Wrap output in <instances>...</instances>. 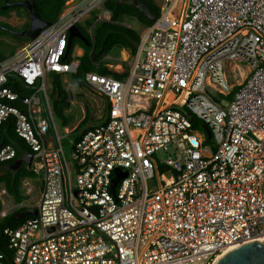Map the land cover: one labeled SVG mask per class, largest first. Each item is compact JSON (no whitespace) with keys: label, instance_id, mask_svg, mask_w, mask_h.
I'll return each mask as SVG.
<instances>
[{"label":"built area","instance_id":"1","mask_svg":"<svg viewBox=\"0 0 264 264\" xmlns=\"http://www.w3.org/2000/svg\"><path fill=\"white\" fill-rule=\"evenodd\" d=\"M104 2L65 1L56 21L0 61V124L13 121L34 152L29 169L42 174L35 204L0 189V217L36 209L3 229L0 264H212L264 237V0H184L172 21L163 0L125 77L84 75L106 111L95 125L63 128L76 132L67 157L47 78L76 71L68 30L96 8V22H110ZM16 153L1 146L0 163ZM116 168L125 175L111 190Z\"/></svg>","mask_w":264,"mask_h":264},{"label":"trees","instance_id":"2","mask_svg":"<svg viewBox=\"0 0 264 264\" xmlns=\"http://www.w3.org/2000/svg\"><path fill=\"white\" fill-rule=\"evenodd\" d=\"M5 1L15 2L20 0H0V5L4 4ZM35 2L37 12L40 17L48 21H56L61 14L65 0H33ZM145 1L152 10V13L157 17L161 13V6L154 5L152 0H137ZM105 7L110 11L111 17L110 22L98 21L96 22V16L94 13L88 16L83 22V26L77 27L80 33L84 36L85 41L79 38H73L72 43L66 55V60L71 61V56L74 45L78 44L82 50L81 55L76 56L78 61L76 71L74 73H54L52 80V87L49 91L53 110L56 117L61 120L63 124L66 121V112L70 107V102L67 99L65 82L66 79L70 82L75 90L77 97H82L83 94L80 91L81 88L86 86L84 75L87 72H96L98 74H110L117 78H123L127 74L125 69L122 72H116L110 70L104 65V57L108 54L112 47L119 49L129 50L133 55L136 52V45L139 42V33L135 32L132 28L122 25L120 22L127 17L135 18L144 27L150 26L153 21L148 20L138 9L132 7L128 0H105ZM8 19H11L9 21ZM30 12L23 6L7 7L6 9H0V26H5L13 30H25L29 25ZM92 26V35L88 29ZM8 35L21 39L23 44L30 40L27 36H15L11 33L0 28V40L8 37ZM6 58L3 54L0 55V61ZM64 76V77H63ZM236 88L233 89V91ZM93 118L92 111L86 110L85 119L79 123L77 131L85 127L88 119ZM193 120V116L191 117ZM193 124H197V120H193ZM11 143L17 148L16 156L6 162L0 163V189L5 187L7 191L12 195L14 202L22 201L19 188L21 181L27 177H34L35 172L25 166L24 162L19 161L20 153L29 154V150L24 145L21 138H19L14 130V123L11 119L4 121L0 124V147ZM31 154V153H30ZM16 164L18 166H16ZM14 166H16L14 168ZM24 195H27L24 190ZM1 209V201H0ZM22 210H17L7 214L4 217H0V251L5 254H9L7 248V241L3 234V229L7 226L16 227L24 219L30 217V215L17 218V214Z\"/></svg>","mask_w":264,"mask_h":264},{"label":"rangeland","instance_id":"3","mask_svg":"<svg viewBox=\"0 0 264 264\" xmlns=\"http://www.w3.org/2000/svg\"><path fill=\"white\" fill-rule=\"evenodd\" d=\"M152 2L154 3V5H159V6L163 4V0H152ZM182 2H183V5L179 11V15H178L179 18L181 17L182 11L184 8V1L182 0ZM92 13H94V15L95 14L100 15L101 10L100 8H96L91 13H89L90 14L89 16H91ZM8 20L13 23L11 19H8ZM84 20H81V22L78 23V26L80 25L83 26ZM120 23L124 26L132 28L135 32L139 34H141L145 28L140 22H138L135 18H132V17H127L124 20H121ZM161 27L172 29L174 26L170 25L169 23H162ZM21 45H23V42H21V39L8 35V37L0 40V55L3 54L6 57L12 56L15 53L16 49L20 47ZM79 48L80 46L78 44L74 45L72 54H71L73 56L72 60H76V56L74 55L76 54V51ZM80 53H82L81 49H80ZM121 58H122V55H121L119 48L112 47L109 50L108 54L104 57L103 63L104 65L106 66L110 65L111 67L114 64L118 63V64H121L126 69L130 68L134 55L129 50H127V60L122 61ZM241 66L243 70L246 69L245 65L242 64ZM53 78H54V73L52 72L48 75V78H47L48 85L51 84ZM235 79H238V78L236 77ZM77 91H80L83 94V96L77 97L75 104L70 103V107L66 112L65 124H63L61 120L59 119L56 120L59 131L61 132L62 135H65V137L62 138L61 143H62L63 150L67 157H69L71 146H72V141L75 139L76 132L75 133L71 132L69 135H66L63 128L66 127L68 130H71L74 126H76L77 123L80 122L81 118L83 117L85 110L92 111L93 118H90V120H88V123H90L91 125H95L96 123L100 121V117L106 111V101L103 97L97 95L96 93H93L87 86ZM201 128L203 129L204 127L202 126ZM204 145L206 146L207 149H211L212 151H214L216 147L213 137H206V142L204 143ZM18 158L22 159L23 162L24 161L26 162V164L24 162L25 166H27V164L29 166H32L34 161H36V159H33L32 157L28 156L27 153H20ZM157 158L159 159L158 161L161 164L160 160L164 158V155L158 154ZM41 178H42V174L40 172H35L34 177H27V178L22 179L21 185L19 188L22 201L24 200L29 201V204L36 203L38 196H39ZM24 182H28L29 187H31L32 189L31 196L28 194L24 195V190L26 188V186L24 185ZM1 188H3V186Z\"/></svg>","mask_w":264,"mask_h":264},{"label":"water","instance_id":"4","mask_svg":"<svg viewBox=\"0 0 264 264\" xmlns=\"http://www.w3.org/2000/svg\"><path fill=\"white\" fill-rule=\"evenodd\" d=\"M128 3L132 7L138 9L148 20H156V15L152 13L151 7L145 1L128 0ZM14 6L25 7L30 12V20L29 25L25 30L17 31L5 26H0L1 29L11 33L12 35L27 36L28 38L32 39L39 33L41 29L51 23V21L44 20L40 17L33 0H20L15 2L5 1L4 4L0 5V9H6L7 7ZM73 38H79L80 40L85 41L84 36L80 33L76 25H72L68 30L66 52L69 50ZM206 132L208 137H210V132L208 129H206ZM27 166L29 165L27 164ZM115 172L117 175L112 179L111 190L113 189L114 184L119 179V177H121V175H125V172L124 174H121L118 168L115 169ZM35 214V208H26L19 212L16 217L21 218L26 215ZM214 264H264V240L262 242L252 241L242 244L223 254V256L216 260Z\"/></svg>","mask_w":264,"mask_h":264},{"label":"bare ground","instance_id":"5","mask_svg":"<svg viewBox=\"0 0 264 264\" xmlns=\"http://www.w3.org/2000/svg\"><path fill=\"white\" fill-rule=\"evenodd\" d=\"M66 2H68V1H71V0H65ZM75 2H77V1H79V0H74ZM169 2L170 1H172L173 2V4L171 5V6H169V13H168V18H169V20L170 21H172V19H174L175 17L174 16H176L177 15V13L180 11V9H181V0H168ZM184 1V0H183ZM164 3V2H163ZM64 4H65V2H64ZM64 8V7H63ZM165 10V9H164ZM160 15H161V13H160ZM159 15V16H160ZM158 16V17H159ZM157 17V16H156ZM86 19V18H85ZM84 20V19H83ZM78 24V23H77ZM77 24H75L76 26H77ZM28 42V41H27ZM66 45H67V42H66ZM80 55H81V53H80ZM72 56V55H71ZM74 56H79L78 54H75ZM123 56H124V58H126V56L124 55V53H123ZM73 57V56H72ZM132 64V63H131ZM108 67V66H107ZM117 68H118V66H117ZM130 68H128V70H129ZM111 70V69H110ZM104 76H108V77H110V78H112V79H114V80H117V79H120V78H117V77H114V76H112V75H110V74H103ZM126 76V75H125ZM64 77V76H63ZM66 80V79H65ZM66 82L67 83H70V82H68L67 80H66ZM71 84V83H70ZM72 85V84H71ZM76 90V89H75ZM49 91H50V89H49ZM93 93H95V92H93ZM67 99H68V96H67ZM68 101H69V99H68ZM70 102V101H69ZM76 103V100L73 102V104H75ZM56 115V114H55ZM85 117H86V110L84 111V115H83V117L81 118V122L85 119ZM194 118H195V116H194ZM88 120H90V119H88ZM194 120V119H193ZM88 122V121H87ZM87 122H86V124H87ZM80 123V122H79ZM198 124H201V123H198L197 122V124L196 125H198ZM201 127H202V125H200ZM205 128V127H204ZM17 135V134H16ZM18 136V135H17ZM19 137V136H18ZM28 149V148H27ZM29 152L31 153H29L28 154V156H30V157H32L33 155H34V152L32 151V149L29 147ZM21 162H23V160H21ZM25 162V161H24ZM25 164H26V162H25ZM26 167H28L29 168V166H26ZM24 210V209H23ZM264 240V237H262V238H259V239H256V240H254V241H259V242H262ZM249 243V242H248ZM246 244V243H245ZM240 245H242V244H240ZM240 245H232V246H230V247H228L222 254H220V255H218L215 259H214V261H213V263L212 264H214L215 263V261L216 260H218L221 256H223V254H225V253H227L228 251H230V250H232V249H234V248H236V247H238V246H240Z\"/></svg>","mask_w":264,"mask_h":264},{"label":"crops","instance_id":"6","mask_svg":"<svg viewBox=\"0 0 264 264\" xmlns=\"http://www.w3.org/2000/svg\"><path fill=\"white\" fill-rule=\"evenodd\" d=\"M162 5H163V4H162ZM162 5H161V7H162ZM119 50H120L121 55H122V58H121L122 61H126V60H127V50L124 49V48L119 49ZM123 53H124V55L126 56V58H124ZM76 54L80 55V48L76 51ZM117 66H118V68H117ZM108 68L111 69L112 71H116V72H122V71H124V70L126 69V68H124L121 64H118V63L114 64L112 67H111L110 65H108ZM207 136H208V135H207ZM21 160H22V159H19L18 163H20ZM18 165H19V164H18ZM18 165L16 164V166H18ZM16 166H14V168H15Z\"/></svg>","mask_w":264,"mask_h":264}]
</instances>
